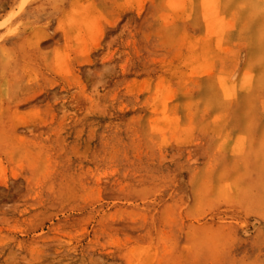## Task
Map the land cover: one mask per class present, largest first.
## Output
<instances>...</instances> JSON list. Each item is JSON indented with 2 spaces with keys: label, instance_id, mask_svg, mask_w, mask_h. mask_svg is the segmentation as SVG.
Here are the masks:
<instances>
[{
  "label": "rangeland",
  "instance_id": "374dc122",
  "mask_svg": "<svg viewBox=\"0 0 264 264\" xmlns=\"http://www.w3.org/2000/svg\"><path fill=\"white\" fill-rule=\"evenodd\" d=\"M0 264H264V0H0Z\"/></svg>",
  "mask_w": 264,
  "mask_h": 264
},
{
  "label": "bare ground",
  "instance_id": "6f19581e",
  "mask_svg": "<svg viewBox=\"0 0 264 264\" xmlns=\"http://www.w3.org/2000/svg\"><path fill=\"white\" fill-rule=\"evenodd\" d=\"M219 1V0H218ZM226 1V0H225ZM236 3H238L237 1H236ZM235 7H236V5H235ZM227 8V7H226ZM225 10V9H224ZM228 11V10H227ZM83 28V27H82ZM84 30V29H83ZM82 30V31H83ZM232 40V39H231ZM20 77H22V76H20ZM11 81V80H10ZM224 87V86H223ZM233 95V94H232ZM237 108V107H236ZM212 110V109H211ZM238 115V114H237ZM240 116V115H239Z\"/></svg>",
  "mask_w": 264,
  "mask_h": 264
}]
</instances>
